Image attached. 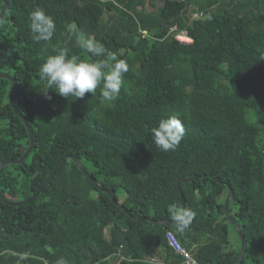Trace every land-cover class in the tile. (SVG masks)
<instances>
[{"label": "trees", "instance_id": "1", "mask_svg": "<svg viewBox=\"0 0 264 264\" xmlns=\"http://www.w3.org/2000/svg\"><path fill=\"white\" fill-rule=\"evenodd\" d=\"M4 1L0 72L16 82L14 103L35 146L3 169L0 192L13 202L30 198L67 158L35 199L16 207L0 199V264H179L183 256L168 233L197 264H235L241 243L224 214L228 189L246 240L240 264H264V0H0V10ZM36 8L55 21L49 41L32 39L29 13ZM179 31L192 42H177ZM82 35L127 62L115 101H105L100 88L83 99L42 94L39 67L57 49L102 59L77 45ZM10 88L0 79V163L20 158L28 145ZM170 115L185 135L165 152L150 130ZM69 156L112 188L131 216ZM186 177L195 179L177 187ZM179 193L195 212L183 232L156 224L173 221Z\"/></svg>", "mask_w": 264, "mask_h": 264}, {"label": "clouds", "instance_id": "2", "mask_svg": "<svg viewBox=\"0 0 264 264\" xmlns=\"http://www.w3.org/2000/svg\"><path fill=\"white\" fill-rule=\"evenodd\" d=\"M207 19L211 20V16ZM29 28L35 42L49 41L56 31V24L51 16L42 9L36 8L29 13ZM77 45L85 53L90 54V57H102V59L96 61L90 58L81 59L75 55L69 56L67 49H57L56 54L46 57L39 67L40 79L47 85L42 91L45 98L52 99L48 95L49 89L66 99L69 96L83 99L86 93L95 94L97 88H100V95L105 101L112 102L118 99L124 74L129 71L127 62L118 59L115 53L108 51L93 37L82 35L78 38ZM260 60H264V55H261ZM150 131L155 145L165 152L174 151L179 147L185 135L183 123L176 115L161 119ZM170 215L177 230L183 232L189 227L195 212L172 206ZM176 240L179 241V239ZM187 253L192 258L190 253ZM182 258L184 260V257ZM20 259H27V254H21ZM192 260L197 264L194 258ZM58 264H65V262L61 260Z\"/></svg>", "mask_w": 264, "mask_h": 264}, {"label": "water", "instance_id": "3", "mask_svg": "<svg viewBox=\"0 0 264 264\" xmlns=\"http://www.w3.org/2000/svg\"><path fill=\"white\" fill-rule=\"evenodd\" d=\"M6 10H7V3L4 1L3 2V7L0 10V24H1L2 20H3V18H4ZM0 79L7 80L11 84V88H10V91H9V94H8L9 105H10L11 109L13 110L14 114L23 123V125H24V127L26 129V132H27V136H28L27 148H26L25 152L23 153V155L20 158H18V159H7V160L3 161L2 163H0V175H1L3 169L6 166L11 165V164H20L28 157V155L30 154V152L32 151V149L35 146V138H34V134H33L32 130H31L30 125L28 124L26 118L20 112H18V110L16 109V106H15V103H14V95H15V93H16L18 88H17L15 80L11 76H9L8 74H6L4 72H0ZM66 158L67 157L62 159L55 166V168L51 171V173L45 178V180L41 184V186L37 189V191L30 198H28L26 200H23V201L13 202V201L8 200L0 192V199L2 200V202L5 205L13 206V207L20 206L22 204H25V203L30 202L31 200L35 199L39 195V193L45 188V186L50 182V180H51L52 176L54 175V173L64 164ZM68 159L71 160L77 166V168L88 178V180L94 184V186H95V188L97 190L102 191V192L104 191L109 196L110 201L113 204H115L120 209L121 212L126 213L128 216H131L129 211H127L124 207L119 205L118 202H116L115 197H114V192H113L112 188L104 189L88 173L86 168L79 162V160H78V158L76 156H69ZM210 178L213 179L216 182H219V180L216 177H214V176H210ZM193 179H195V177L183 178V179H181L180 181L177 182V187L179 186L180 183H188V182L192 181ZM179 196H180L181 208L182 209H186L185 208V199H184L182 193H179ZM231 197H232V192H231L230 189H228V191H227V193L225 195L224 201H223V207H224L225 217L232 224V226H233V228L235 230V233H236V235L239 238V241L241 243V247H240V250L238 252L236 263H235V264H240V262H241V260L243 258L244 252H245L246 240H245V237L242 234V231H241L239 225L237 224L234 216L231 214V212L229 210V202L231 200ZM132 218L137 220V221L144 220V218L142 216H137V217L135 216V217H132ZM173 223H174L173 221H168V220L156 222V224L159 225V226H167V225L173 224Z\"/></svg>", "mask_w": 264, "mask_h": 264}, {"label": "built area", "instance_id": "4", "mask_svg": "<svg viewBox=\"0 0 264 264\" xmlns=\"http://www.w3.org/2000/svg\"><path fill=\"white\" fill-rule=\"evenodd\" d=\"M174 39L179 42L180 44H190L192 40L187 36V34L184 31H179L174 34ZM167 240L169 245L178 253H180L184 260L181 264H195V262L192 260V258L189 256L187 252L182 250L178 244V241L174 237L172 233L167 234Z\"/></svg>", "mask_w": 264, "mask_h": 264}, {"label": "rangeland", "instance_id": "5", "mask_svg": "<svg viewBox=\"0 0 264 264\" xmlns=\"http://www.w3.org/2000/svg\"><path fill=\"white\" fill-rule=\"evenodd\" d=\"M160 4H161V2H158V3H156V6H159ZM121 196H123V195H121ZM233 237L235 238V234L231 231V233H230V241H231V243L234 244L235 243V239ZM111 263L112 264H116V262L114 261V259L111 260Z\"/></svg>", "mask_w": 264, "mask_h": 264}]
</instances>
